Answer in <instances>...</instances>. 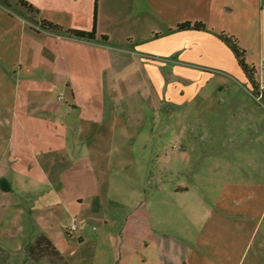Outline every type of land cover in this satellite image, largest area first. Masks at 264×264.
Segmentation results:
<instances>
[{
  "label": "crops",
  "instance_id": "0c3cea01",
  "mask_svg": "<svg viewBox=\"0 0 264 264\" xmlns=\"http://www.w3.org/2000/svg\"><path fill=\"white\" fill-rule=\"evenodd\" d=\"M24 1L38 10L36 21L95 29L96 39L36 30L24 8L0 3V197L33 191L28 182L43 179L63 196L74 191L70 182L91 179L95 168L100 177L93 180L101 183L76 194L108 195L113 172L127 163L117 141L125 110L140 116L138 101L158 112L177 94L181 103L192 99L203 88L202 70L245 77L220 33L239 38L264 89L263 0L259 10L251 0ZM187 22L205 29H178ZM253 26L256 46L246 43ZM173 84L184 90H171ZM74 134L82 141H72ZM134 205L118 237L126 254L120 262L165 243L153 231L151 206ZM41 236L52 243L47 233Z\"/></svg>",
  "mask_w": 264,
  "mask_h": 264
},
{
  "label": "rangeland",
  "instance_id": "374dc122",
  "mask_svg": "<svg viewBox=\"0 0 264 264\" xmlns=\"http://www.w3.org/2000/svg\"><path fill=\"white\" fill-rule=\"evenodd\" d=\"M251 6L259 10V0ZM259 36L255 27L246 43L256 46ZM202 73L203 88L188 101L177 94L158 112L144 101L140 116L125 110L117 141L132 165L113 172L108 195L76 194L101 183L94 166L91 179L70 182L74 191L63 196L43 179L0 197V264H119L126 254L118 237L142 201L165 243L133 253L131 264H264V105L244 76ZM43 233L58 254L35 247Z\"/></svg>",
  "mask_w": 264,
  "mask_h": 264
},
{
  "label": "trees",
  "instance_id": "16d2710c",
  "mask_svg": "<svg viewBox=\"0 0 264 264\" xmlns=\"http://www.w3.org/2000/svg\"><path fill=\"white\" fill-rule=\"evenodd\" d=\"M11 1H14L16 4L20 5L27 12H29L32 15V17L30 18V22L32 23V25H39L42 30L55 32L58 34H64L70 37L86 39V40L96 39L95 29H93L91 32H84L80 30L64 29L46 20L36 21L35 16L38 15L39 13L38 10H36L32 5L25 2L24 0H0V3L6 6H10ZM178 29L180 30H183V29L199 30V29H205V26L197 22L195 23L187 22V23L180 24L178 26ZM218 37L232 50L236 58V61L238 63V66L244 73L246 79L248 80L251 86L253 94L256 97H260L261 102L264 105V89H261L260 83L258 82L256 78L255 67L247 62L246 50L243 47H241V45L239 44V42L234 36H231L225 33H220ZM101 40L105 42L107 41V37L102 36ZM36 246L50 248L52 252H54L55 254H58V251L56 250L55 246H53V244L45 236H41L37 238L35 247Z\"/></svg>",
  "mask_w": 264,
  "mask_h": 264
},
{
  "label": "built area",
  "instance_id": "2783aa9c",
  "mask_svg": "<svg viewBox=\"0 0 264 264\" xmlns=\"http://www.w3.org/2000/svg\"><path fill=\"white\" fill-rule=\"evenodd\" d=\"M36 30H42L41 29V27L39 26V25H32ZM257 98V100H259L260 99V97H256ZM75 230H77V224L76 223H74L72 226H71V228H70V231L71 232H73V231H75Z\"/></svg>",
  "mask_w": 264,
  "mask_h": 264
}]
</instances>
